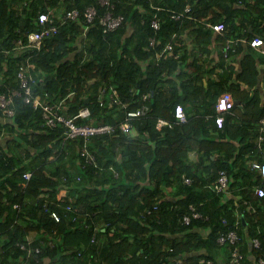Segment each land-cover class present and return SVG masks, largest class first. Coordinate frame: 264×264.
<instances>
[{
  "label": "trees",
  "instance_id": "16d2710c",
  "mask_svg": "<svg viewBox=\"0 0 264 264\" xmlns=\"http://www.w3.org/2000/svg\"><path fill=\"white\" fill-rule=\"evenodd\" d=\"M112 2L123 22L105 32L98 17L92 23L84 17L89 6L105 12L98 0H0V94L18 87V67L29 62L33 95L62 99L68 116L90 107L91 117L77 122L116 123L126 110L149 106L131 120L136 133L119 129L89 137L96 164L80 155L83 138L62 148L65 129L47 125L42 110L23 97H15L11 118L3 121L0 111V264H225L236 250L244 254L243 264H264V195L256 192L264 189V176L252 167L264 159L258 123L264 104L257 89L254 96L239 88L246 80L256 86L258 71L245 51L250 44L233 52H244L236 74L224 52L232 35L264 38V0ZM49 9L59 32L40 50H15V40L26 41L27 32L42 28L38 16ZM73 9L80 15L62 22ZM182 12L180 19L172 17ZM156 16L158 29L151 25ZM207 22H222L225 30L214 32ZM170 40L174 54L158 57ZM104 86L118 88L126 110L108 107L107 96L101 104ZM225 91L245 103L235 104L219 126L215 101ZM178 104L184 122L175 117ZM238 116L248 121L245 127H233ZM159 118L172 125L159 129ZM252 124L258 125L255 141ZM192 151L202 152L196 163ZM221 171L229 185L217 192ZM26 172H32L29 180ZM192 207L203 216L194 217ZM231 230L235 243L227 237Z\"/></svg>",
  "mask_w": 264,
  "mask_h": 264
},
{
  "label": "built area",
  "instance_id": "2783aa9c",
  "mask_svg": "<svg viewBox=\"0 0 264 264\" xmlns=\"http://www.w3.org/2000/svg\"><path fill=\"white\" fill-rule=\"evenodd\" d=\"M100 2V5L105 7V12L101 15H99V11L97 7L95 6H89L85 13L84 17L86 18V21L88 23H92L93 20L98 17L100 19V23L104 26V31L108 32L111 30H114L115 28L119 27L123 22V16L122 15H115L113 12V9L115 7V4L112 2V0H98ZM191 7H187L186 11H190ZM80 15V12L77 9L68 10L64 14L61 15L60 19L62 22L66 21L68 18L76 19ZM182 13H174L172 14V17L175 19H180ZM55 14L54 10L49 9L48 11L41 12L38 16V21L40 25H42V28L39 30H32L27 32L26 37L27 40L25 41L23 38H19L18 40H15L14 49L15 50H21L23 48H32V49H38L40 50L43 46V43L45 42V38L58 33L60 28L59 24L54 19ZM161 19L160 17L156 16L151 25L154 29H158L160 27ZM209 26L212 27V29L215 32L222 33L225 30V25L222 22L217 23H209L207 22ZM176 36V34H173V38ZM156 42V37H151V44H154ZM240 44H250L252 47H263L264 45V39L256 35L252 37L251 39L245 36V34H238V35H232L229 37L225 44V55L227 59L231 57L233 52H235L236 48ZM2 51L8 52V50L3 49ZM167 55H173L174 54V43L170 40L168 41L163 50L161 52L157 53V56L160 57L162 54ZM30 66H33L29 62L22 63L17 70V78H18V87H15L8 92L1 93L0 94V111L3 115V121H5L8 118H11L15 114V107H14V99L16 96L23 97L24 102L30 103L35 108H40L42 110V115L44 122L51 126V127H57L61 129H65L64 132V139L62 143V148L65 147V142L70 139L75 138H83L84 143L80 147V155L84 158V162L86 163H95L96 164V157L95 155L89 150L88 142L87 140L89 137L93 135H111L115 134L117 130H121L123 133H130L132 132L134 126L131 120L135 119L136 117H140L145 115L147 111H149V106L147 104H143L137 109H127L128 103L123 100L121 97L118 88L115 86H109V87H101L100 90V102L102 105H106L103 101V97L107 96L109 99L108 101V107L112 106H118V109H125L126 113L125 116L118 119L116 123L111 122H77V119L82 118H90L91 117V109L88 106H82L79 108L77 113H75L73 116H68L63 112V100H53L49 98V93L45 92V96L40 95H33L32 94V84L36 83V78L32 75V73L29 71ZM74 91H72L68 96L72 98L74 96ZM150 93H144L143 94V100L147 101L150 99ZM235 105L234 98L232 96V93L229 91H225L220 94V96L217 99L216 104V114H215V121L219 126H222L224 121V115L228 113ZM117 109V110H118ZM175 117L180 122H184L187 120V115L185 113V110L181 104H178L175 110ZM259 129L261 132L264 131V115L259 119ZM171 122L164 118H159L157 127L161 129L164 126H171ZM263 135L259 137V141H262ZM252 167L255 169H258L259 172L264 176V159L262 162L255 161L252 163ZM115 174L117 175V171H115ZM25 177L29 180L32 172H26ZM185 181L189 182L190 178L185 177ZM229 185V179L228 174L225 173V171H221L220 175L213 185V188L217 192H223L228 188ZM66 190H62L59 193V199H62V195L65 194ZM256 192L259 195H264V189L261 187H258L256 189ZM21 204L15 203L13 205L14 208H20ZM68 209L70 206L67 207ZM193 209V215L194 217H202V213ZM77 210V209H76ZM52 217L56 221L61 220V215L57 211L52 212ZM185 222L190 221V216L184 217ZM227 237L232 243L237 242L238 235L236 231L231 230ZM226 240V237L223 236L220 238V242H224ZM254 243L256 246H260V240L255 239ZM24 247V246H23ZM244 258V254L241 253L239 250H236L233 252V258L230 262H227L225 264H243L242 260ZM210 264L213 262L208 261ZM261 263H264V259L260 260Z\"/></svg>",
  "mask_w": 264,
  "mask_h": 264
},
{
  "label": "crops",
  "instance_id": "0c3cea01",
  "mask_svg": "<svg viewBox=\"0 0 264 264\" xmlns=\"http://www.w3.org/2000/svg\"><path fill=\"white\" fill-rule=\"evenodd\" d=\"M246 50L252 53V59L255 60V66H256V69L258 71V73H257V84H256V86L252 87V86L248 85V81L247 80L246 81H240L239 82V84H240L239 88L241 90H245L246 92H249V94L254 95V96H255L254 91H255V89H257L258 90V95H259V98H260V103L264 104V45L261 48H259V47L258 48L247 47L245 49V51ZM218 52L219 51L217 49H215L214 53H212V56L214 57L215 60H218V58H219ZM243 54H244V52H243ZM243 54L237 52L234 55H232L229 58V60H228V62L231 63V65L234 67L235 74H236V71H238V70L240 71L241 70L242 60H244V59H242L243 58ZM246 63H247V61H246ZM249 78H250V80H253L252 79L253 77L250 76ZM232 81H234V79ZM231 93H232V96H233L234 100L235 99H239L241 101V103L238 104V105L243 107L245 101L241 97H236L235 94H233V92H231ZM215 103H217V99H216ZM235 122L236 123L233 124V127H237L239 125L245 127L246 124L248 123V121L245 118L241 117V116H238L236 118ZM252 125H253V128L250 130V133L253 136V140L255 141L256 136L254 135L255 134L254 130H255L256 127H258V125H256V124H252ZM240 129L239 128H235V130L239 131V133H236V135L240 134ZM217 132L218 131H215L214 134H216ZM263 153H264V151H262L261 154H263ZM201 155H202V152L192 151L190 153L189 157H190L191 161H194L196 163V162L199 161V158H200Z\"/></svg>",
  "mask_w": 264,
  "mask_h": 264
},
{
  "label": "water",
  "instance_id": "95a60500",
  "mask_svg": "<svg viewBox=\"0 0 264 264\" xmlns=\"http://www.w3.org/2000/svg\"><path fill=\"white\" fill-rule=\"evenodd\" d=\"M241 103V101L239 100V99H235V104L236 105H238V104H240Z\"/></svg>",
  "mask_w": 264,
  "mask_h": 264
},
{
  "label": "rangeland",
  "instance_id": "374dc122",
  "mask_svg": "<svg viewBox=\"0 0 264 264\" xmlns=\"http://www.w3.org/2000/svg\"><path fill=\"white\" fill-rule=\"evenodd\" d=\"M232 55H234V54H232ZM232 55H231V56H232ZM133 132H135V133H136V132H137V129H136V128H133V130H132V132H131V133H133Z\"/></svg>",
  "mask_w": 264,
  "mask_h": 264
},
{
  "label": "clouds",
  "instance_id": "9594fccd",
  "mask_svg": "<svg viewBox=\"0 0 264 264\" xmlns=\"http://www.w3.org/2000/svg\"><path fill=\"white\" fill-rule=\"evenodd\" d=\"M215 32V31H214ZM218 33V32H217ZM262 37V36H261ZM263 38V37H262ZM264 39V38H263ZM251 46V45H250ZM256 48V47H255ZM260 48V47H259ZM234 102H235V100H234Z\"/></svg>",
  "mask_w": 264,
  "mask_h": 264
}]
</instances>
